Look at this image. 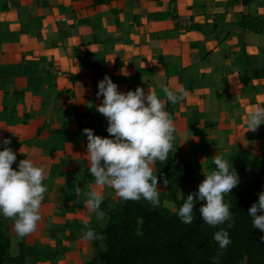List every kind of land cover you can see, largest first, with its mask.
Segmentation results:
<instances>
[{"label":"crops","instance_id":"1","mask_svg":"<svg viewBox=\"0 0 264 264\" xmlns=\"http://www.w3.org/2000/svg\"><path fill=\"white\" fill-rule=\"evenodd\" d=\"M254 37L264 39V0H0V140L12 141L13 170L26 158L45 169L48 189L33 234L17 239L14 221L0 216L12 259L87 264L97 255L80 238L85 219L101 226L84 200L90 191L119 197L95 184L80 133L93 126L109 135L96 111L105 75L120 92L140 87L161 98L178 157L202 166L198 185L216 155L236 172L264 160V125L246 127L264 106V44ZM157 81L189 95L172 104Z\"/></svg>","mask_w":264,"mask_h":264},{"label":"clouds","instance_id":"2","mask_svg":"<svg viewBox=\"0 0 264 264\" xmlns=\"http://www.w3.org/2000/svg\"><path fill=\"white\" fill-rule=\"evenodd\" d=\"M254 39L264 44V39ZM156 86L162 88L166 100L172 104L185 101L189 95L183 85L172 89L157 81ZM96 95L97 98L103 97L96 111L107 119L106 131L109 135L100 137L92 129H83L88 141L89 171L95 184L112 188L121 201L143 199L152 208L159 207V185L163 183L167 187L168 181L154 175L151 165L168 159L176 139L174 121L165 110L164 102L151 90L146 93L140 87L135 91L120 92L118 85L107 75L98 82ZM261 125H264V106H257L247 114L246 127L248 131L256 132ZM11 143V139L0 140L3 147L0 151V216L14 221L16 237L22 240L36 232L41 220L42 201L48 189L44 183L45 169L36 166L32 160H21L18 170H13L17 156L8 147ZM212 163L215 170L204 175L206 178L198 185V191L187 196L176 214L182 223L191 225L195 218V204L203 202L199 212L205 224L213 228L227 224L231 228L234 217L231 206L224 202V196L238 186L239 176L232 164L221 155H216ZM75 192L80 196V187L77 186ZM103 200L104 196L97 191L87 193L84 200L88 213L94 215L101 226L108 219L101 210ZM248 215L252 217V227L264 232V191L259 193L258 202L248 209ZM138 223L143 222L140 220ZM84 225L80 238L86 242L99 241L101 247L106 248L103 241L107 237L90 227L87 219ZM136 234L143 235L140 231ZM213 240L220 251L212 262L219 264L220 256L231 244L230 233L221 227L213 234Z\"/></svg>","mask_w":264,"mask_h":264},{"label":"trees","instance_id":"3","mask_svg":"<svg viewBox=\"0 0 264 264\" xmlns=\"http://www.w3.org/2000/svg\"><path fill=\"white\" fill-rule=\"evenodd\" d=\"M108 1L95 0L99 4ZM89 129L103 137V133L93 126ZM63 130L68 133L67 128ZM80 138L87 136L81 132ZM66 140L69 137L66 136ZM176 151L174 142L168 159L154 163L153 174L168 181L167 187L163 183L159 185V207L152 208L143 199L121 201L118 198L114 202L111 197L104 196L101 210L108 218L107 223L105 227L96 226L94 229L107 237L103 241L107 247L102 249L101 242H94L98 253L87 264H213L212 258L220 251L213 234L221 227L229 231L231 244L220 256L219 264H264V240H261L264 232L252 227V217L248 215V209L258 202L259 193L264 191V160L253 161L252 170L241 173L240 183L226 197L225 203L231 206L234 225L213 228L202 220L199 208L203 202L195 204V218L191 225L182 223L176 214L187 196L198 191L202 171V166L190 156L178 157ZM213 170L214 164L209 167V171ZM76 196L75 193L71 198L76 199ZM166 202L175 205V212L167 209ZM140 220L142 224L138 223ZM137 231L143 235H137ZM0 264H23L21 258L12 259L11 241L2 229Z\"/></svg>","mask_w":264,"mask_h":264},{"label":"rangeland","instance_id":"4","mask_svg":"<svg viewBox=\"0 0 264 264\" xmlns=\"http://www.w3.org/2000/svg\"><path fill=\"white\" fill-rule=\"evenodd\" d=\"M241 169L240 170H238L239 172H237L239 175V180H240V176H241V173H243V172H246V173H248V171L246 170V169H243L242 167H240ZM244 174V173H243ZM240 183V182H239ZM232 190H234V189H232ZM227 195L228 194H225V196H224V202L226 201V197H227ZM112 198V197H111ZM112 200L113 201H117L118 199H113L112 198ZM165 206L167 207V209H169L171 212H175V205H173L172 203H168V202H166L165 203ZM13 255H16L17 254V248L16 247H14L13 248V253H12Z\"/></svg>","mask_w":264,"mask_h":264}]
</instances>
